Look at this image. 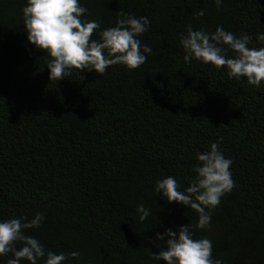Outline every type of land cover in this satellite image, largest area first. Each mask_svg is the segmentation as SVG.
Listing matches in <instances>:
<instances>
[{
  "label": "trees",
  "instance_id": "trees-1",
  "mask_svg": "<svg viewBox=\"0 0 264 264\" xmlns=\"http://www.w3.org/2000/svg\"><path fill=\"white\" fill-rule=\"evenodd\" d=\"M79 3L87 9L81 19L100 25L96 41L120 13L146 17L148 31L138 39L152 51L136 70L73 69L50 81L49 56L27 40V0H0V222L42 213L41 226L25 234L68 256L64 264H165L153 253L166 250L168 237L157 235L187 224L195 239L212 242L214 260L264 264V84L230 79L226 67L185 63L181 44L191 25L247 34L248 47H264L257 40L264 0ZM217 142L232 161L235 187L199 229L198 214L169 203L156 182L172 176L185 190L197 155ZM141 203L150 210L143 221ZM11 258L0 256V264Z\"/></svg>",
  "mask_w": 264,
  "mask_h": 264
},
{
  "label": "clouds",
  "instance_id": "clouds-1",
  "mask_svg": "<svg viewBox=\"0 0 264 264\" xmlns=\"http://www.w3.org/2000/svg\"><path fill=\"white\" fill-rule=\"evenodd\" d=\"M222 2L215 0L218 7ZM86 12L79 0H27L22 9L28 42L50 58L46 66L50 81L70 77L73 69L102 75L109 66L119 64L132 71L146 62L145 53H151L152 49L142 46L138 39L148 31L150 22L146 17L120 13L116 26L103 30L96 41L92 37L100 25L82 20ZM196 15L203 16L204 12ZM251 39L247 34L237 38L222 27L207 33L193 30L189 25L187 35L181 39L186 52L184 61L190 63L195 59L217 69L226 67L230 79L246 78L249 85L259 87L264 84V47H248ZM257 40L264 42V34L258 35ZM224 46L235 53L234 57H226ZM196 159L199 163L194 168L195 178L185 190H180V184L172 176L158 180L155 190L169 203L194 210L198 214L196 227L205 229L210 224L211 211L235 183L230 171L232 161L220 151L219 142L212 143L210 151L198 154ZM137 212L141 221L150 215L143 203L138 205ZM43 220V214L38 213L31 220L20 217L0 222V256L11 253L13 257L7 264H21V261L38 264L45 257L44 264H64L69 258L63 253L46 252L38 239L25 234L28 229L39 228ZM165 236L168 237L166 250L162 248L158 255L153 253L156 260L165 264H222L213 259L212 242L207 238L195 239L189 224L177 231L169 229L157 235L156 240H164ZM17 244L21 246L17 248ZM70 256L77 258L79 253L72 252Z\"/></svg>",
  "mask_w": 264,
  "mask_h": 264
}]
</instances>
